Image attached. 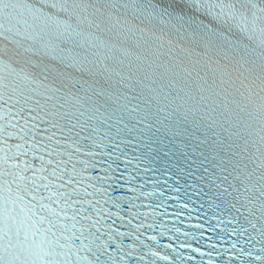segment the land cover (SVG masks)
Listing matches in <instances>:
<instances>
[{"label": "snow or ice", "instance_id": "6c2138e0", "mask_svg": "<svg viewBox=\"0 0 264 264\" xmlns=\"http://www.w3.org/2000/svg\"><path fill=\"white\" fill-rule=\"evenodd\" d=\"M0 264H264V0H0Z\"/></svg>", "mask_w": 264, "mask_h": 264}]
</instances>
